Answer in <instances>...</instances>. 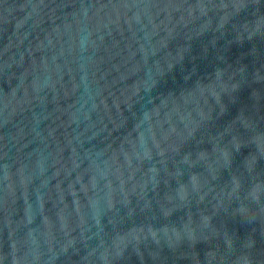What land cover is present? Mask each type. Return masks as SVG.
<instances>
[{"label": "water", "instance_id": "obj_1", "mask_svg": "<svg viewBox=\"0 0 264 264\" xmlns=\"http://www.w3.org/2000/svg\"><path fill=\"white\" fill-rule=\"evenodd\" d=\"M0 264H264V0H0Z\"/></svg>", "mask_w": 264, "mask_h": 264}]
</instances>
